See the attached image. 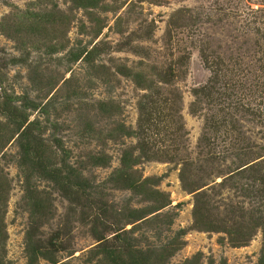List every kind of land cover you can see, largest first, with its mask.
Instances as JSON below:
<instances>
[{
  "label": "rangeland",
  "instance_id": "1",
  "mask_svg": "<svg viewBox=\"0 0 264 264\" xmlns=\"http://www.w3.org/2000/svg\"><path fill=\"white\" fill-rule=\"evenodd\" d=\"M0 264H264V0H0Z\"/></svg>",
  "mask_w": 264,
  "mask_h": 264
}]
</instances>
